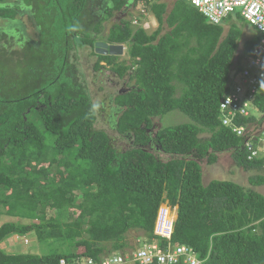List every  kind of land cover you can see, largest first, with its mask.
Masks as SVG:
<instances>
[{
	"label": "trees",
	"instance_id": "obj_1",
	"mask_svg": "<svg viewBox=\"0 0 264 264\" xmlns=\"http://www.w3.org/2000/svg\"><path fill=\"white\" fill-rule=\"evenodd\" d=\"M19 1L23 7L37 4ZM111 1L106 17H94L87 12L91 0H40L47 11L32 15L37 47L26 43L12 54L0 48V207L8 216L37 221L0 224V243L13 234L33 233L39 242L65 247L48 255L7 254L0 248V264H58L60 259L125 254L130 230L143 232L142 244L156 239L154 221L164 200L177 206L170 244L193 248L202 264H264V196L230 181L204 185L199 164L203 159L212 164L217 154L229 152L242 170H264V156L247 159V136L223 126L218 109L258 33L252 32L236 54L243 30L230 21L231 14L215 25L185 0H133L146 5L158 26L147 34L142 27L133 30L129 21L113 24L103 43L126 44L130 59L116 66L118 47L105 54L95 46L102 23L128 5V0ZM20 10L19 4L0 0L1 20H13ZM45 27H53V42H41ZM87 47L96 48L94 69L106 61L119 77L133 82L114 98L119 109L113 129L132 143L123 151L111 145L105 130L95 128L90 95L69 62L70 50ZM27 53L37 58L28 62ZM11 62L18 66L11 68ZM174 82L182 86L178 96ZM255 102L264 115V83ZM173 110L190 122L151 136L152 118ZM237 124L261 130L264 116L254 114ZM203 133L209 134L206 140L199 138ZM152 150L172 157L162 161ZM248 182L264 185V174ZM76 191L83 192L77 203ZM47 209L55 216L47 218ZM70 210L78 212L73 220L67 219Z\"/></svg>",
	"mask_w": 264,
	"mask_h": 264
},
{
	"label": "rangeland",
	"instance_id": "obj_2",
	"mask_svg": "<svg viewBox=\"0 0 264 264\" xmlns=\"http://www.w3.org/2000/svg\"><path fill=\"white\" fill-rule=\"evenodd\" d=\"M40 0H34L36 2V6L33 7L34 3H31L32 6H22V2L20 3L19 0H3L4 4L9 5H17L21 7L16 17L13 20H1L0 19V48L5 49L7 53L12 54L17 50H22L25 48L26 43L31 44L32 46L37 47L38 44V35L36 26L33 22L32 15L41 14L47 11L42 8V5L39 4ZM171 3L172 0H163ZM33 2V0H31ZM128 5L123 7L119 11H113L112 14L102 23L101 32L99 33L98 39L105 40V37L108 33L109 28L113 25L118 23L120 20L129 21L131 23V27L135 30L138 27H142L147 34L152 33L158 26L157 21L153 17V15L147 10L146 5L143 2L133 3V0H128ZM113 4L111 0H92V3L87 8V12L90 10L91 14L94 17L105 16L104 10L106 8H112ZM88 12V13H90ZM46 14V13H45ZM230 21L233 22L235 25L239 26L243 30V36L239 41V46L236 54L242 49L243 42L249 38L254 31L253 27H251L246 21L242 18L231 14ZM89 27V26H88ZM87 27V28H88ZM43 28V40L41 42H53L54 29ZM223 34L227 31L228 25H223ZM167 28H164L166 31ZM259 35V34H258ZM105 42V41H104ZM194 44V41H191ZM46 49V48H45ZM12 55H9L10 58ZM18 57H14L13 62H16ZM37 57L31 56L29 53L26 55V61L30 62L35 60ZM69 62L74 68V74L76 75L77 79L84 81L87 91L90 95L91 101L93 105H98V107H94L97 121L95 123L96 129L105 130L110 138H111V145L114 148H117L121 151L128 148L131 144L124 136H121L115 132L113 129V124L115 122L117 111L119 107H117L114 103V98L116 94L123 88H130L133 86V82L129 80V77L125 76L119 77L116 72H114L111 68L112 65L108 64L106 61H101L100 65L102 68H98L97 70L94 69L95 60L97 59L96 55L94 54L93 48H83L78 49L77 51L72 49L69 51ZM129 56L127 54V45L121 44V53L117 56H114V63L116 66H123L125 63H129ZM10 65L11 68H15L18 65H14V63ZM24 65L23 63H19V66ZM176 93L175 95L178 96L181 92L182 86L176 82ZM23 87V86H22ZM21 87V88H22ZM255 111H253L254 113ZM255 114V113H254ZM252 116V115H251ZM262 114L257 115V119H259ZM189 118L184 115L183 113L179 112L178 110H173L165 114L163 117H155L152 118V129L150 133H154L155 131L166 127V126H173L176 124L182 123H189ZM42 131L43 128L40 126ZM261 130H264V124ZM49 139L53 138L50 135H47ZM127 136V135H126ZM208 133H203L199 135L201 140H206L208 138ZM162 161L169 160L172 156L166 155L157 150H152ZM263 154H260L258 158H262ZM199 164L201 165L202 170V183L206 185L211 180H222V181H230L239 186L244 188H250L264 196V185L261 186H252L249 184L248 180L251 176L259 173L264 174V170L257 172V171H244L239 168L234 161L232 160L229 152H224L217 154V159L214 163L209 164L206 159L200 160ZM54 169H51L50 172L52 173ZM51 177V176H50ZM83 196V192L76 191L74 192V202L77 203ZM177 208V206H174ZM0 222H8V215H6L0 207ZM54 210L47 209L46 217L55 216ZM78 215V212L75 210H70L67 216V219L73 220ZM175 218H176V211H175ZM175 221V220H174ZM33 222H37L34 220ZM26 241L28 243L25 244L22 241L21 236L17 237L18 240H21L20 245L21 249L24 253H31L35 255H48L52 253H57L60 251L65 250V247L56 241L50 242H39L35 235L29 234L26 235ZM144 234L138 230H130L126 235L125 239L128 243V248H126L125 253L131 254L133 251L138 249L139 245L142 244L145 239H143ZM24 240V241H25ZM18 243V242H17ZM107 255H113L111 252H108ZM132 264V263H128Z\"/></svg>",
	"mask_w": 264,
	"mask_h": 264
},
{
	"label": "built area",
	"instance_id": "obj_3",
	"mask_svg": "<svg viewBox=\"0 0 264 264\" xmlns=\"http://www.w3.org/2000/svg\"><path fill=\"white\" fill-rule=\"evenodd\" d=\"M211 24H220L228 15L238 14L259 34L252 54L245 58L241 70L234 74L219 102V120L237 136H247L244 147L248 160L264 156V130L247 131L237 124L238 119L249 118L256 111L255 99L259 87L264 83V0H185ZM176 207L167 200L161 202L154 221L152 242H145L131 254L91 257L79 261L60 259L58 264H202L193 248L170 244ZM167 244L162 245L163 242ZM26 242V241H25Z\"/></svg>",
	"mask_w": 264,
	"mask_h": 264
},
{
	"label": "crops",
	"instance_id": "obj_4",
	"mask_svg": "<svg viewBox=\"0 0 264 264\" xmlns=\"http://www.w3.org/2000/svg\"><path fill=\"white\" fill-rule=\"evenodd\" d=\"M91 3H92V0H91ZM101 41H97V42H104L102 41V39H100ZM255 115H259V113L257 111L254 112ZM9 220L7 221H19V222H31L33 220L31 219H21V218H17V217H13V216H9L8 217ZM0 224H2L0 222ZM29 235V234H27ZM26 235L24 236H21L22 239H25ZM17 237H19V235H16V234H13L11 236H9L8 238H6L5 240H3L1 243H0V248L7 254H17V253H24L23 250L21 249L20 244L21 243V240H18ZM18 242V243H17Z\"/></svg>",
	"mask_w": 264,
	"mask_h": 264
},
{
	"label": "water",
	"instance_id": "obj_5",
	"mask_svg": "<svg viewBox=\"0 0 264 264\" xmlns=\"http://www.w3.org/2000/svg\"><path fill=\"white\" fill-rule=\"evenodd\" d=\"M95 46L103 48L105 51V54L107 53H112L114 52V48H119V50H121V45H108L107 43H101V42H96Z\"/></svg>",
	"mask_w": 264,
	"mask_h": 264
},
{
	"label": "flooded vegetation",
	"instance_id": "obj_6",
	"mask_svg": "<svg viewBox=\"0 0 264 264\" xmlns=\"http://www.w3.org/2000/svg\"><path fill=\"white\" fill-rule=\"evenodd\" d=\"M103 1H104V0H103ZM95 43H96V42H95ZM101 43H102V42H101ZM93 49L96 51V48H93ZM100 50H101L102 52H105L103 48H99V51H100ZM115 51H116V50H115ZM115 51H114V52H115ZM120 53H121V50H119V54H120ZM119 54H117V55H119ZM117 55L115 54V56H117ZM100 62H101V61H100ZM126 89H128V88H123V91H125ZM123 91L120 90L118 93H121V92H123ZM149 134L152 136L154 133H150V132H149ZM130 143H131V142H130ZM131 144H132V143H131Z\"/></svg>",
	"mask_w": 264,
	"mask_h": 264
},
{
	"label": "clouds",
	"instance_id": "obj_7",
	"mask_svg": "<svg viewBox=\"0 0 264 264\" xmlns=\"http://www.w3.org/2000/svg\"><path fill=\"white\" fill-rule=\"evenodd\" d=\"M93 107H98V105H93ZM25 239H26V238H25ZM25 239H22V240H23L22 242L25 243V244H27V243H28V240L26 241ZM24 240H25L26 242H25Z\"/></svg>",
	"mask_w": 264,
	"mask_h": 264
},
{
	"label": "bare ground",
	"instance_id": "obj_8",
	"mask_svg": "<svg viewBox=\"0 0 264 264\" xmlns=\"http://www.w3.org/2000/svg\"><path fill=\"white\" fill-rule=\"evenodd\" d=\"M256 103V102H255ZM241 119V118H240ZM125 253V252H124ZM204 264V263H203Z\"/></svg>",
	"mask_w": 264,
	"mask_h": 264
}]
</instances>
